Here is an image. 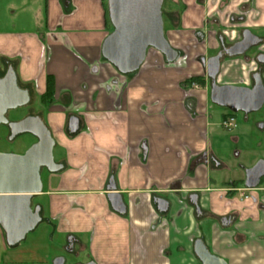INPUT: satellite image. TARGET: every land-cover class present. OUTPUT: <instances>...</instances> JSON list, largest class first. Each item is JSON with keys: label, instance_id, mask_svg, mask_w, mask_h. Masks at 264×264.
<instances>
[{"label": "crops", "instance_id": "crops-1", "mask_svg": "<svg viewBox=\"0 0 264 264\" xmlns=\"http://www.w3.org/2000/svg\"><path fill=\"white\" fill-rule=\"evenodd\" d=\"M177 2L171 5L181 9L179 18L166 13L175 28L166 23L164 33L191 60L167 64L150 49L140 70L128 76L101 57L111 32L103 0H43V31H0V69L12 66L19 87L29 92L28 110L36 108L31 116L50 130L54 161L62 166L56 173L41 171L42 193L32 198V206H40L49 239L56 236L63 251L70 243L75 255H83L72 264H200L193 254L197 239L227 264H264V177L247 189L245 169L234 159L245 154L237 148L234 156L235 148L230 149L244 139L250 145L255 126L243 119L244 128L236 123L234 130H225L221 123L228 110L214 111L218 120L212 122L207 86L182 85L191 76L204 78L194 57L206 55L214 39L208 33L199 43L195 32L206 30L210 18L218 19L217 28L226 27L228 5ZM259 2L264 0L253 2L259 17L247 19L245 26L264 27ZM227 62L237 64L223 62L217 83L247 85L238 66L227 74ZM48 77L53 91L43 103ZM74 118L79 129L71 133ZM110 194L120 196L123 213L113 209ZM158 199L168 203L167 212H159ZM230 216L231 224L223 227L220 219ZM0 247L10 249L1 230ZM30 252L6 264H46Z\"/></svg>", "mask_w": 264, "mask_h": 264}, {"label": "water", "instance_id": "water-1", "mask_svg": "<svg viewBox=\"0 0 264 264\" xmlns=\"http://www.w3.org/2000/svg\"><path fill=\"white\" fill-rule=\"evenodd\" d=\"M164 0H106V9L112 31L101 45L102 59L111 65L120 75L128 76L140 70L148 50L161 54L167 64L175 63L179 54L165 37L162 17ZM261 42L249 30H244L242 40L224 49L209 59L202 60L203 68L209 80V99L211 104L227 109L230 113L247 115L258 112L264 105V84L260 73L252 76V87L230 84L219 85L216 78L220 71V62L224 56L229 58L242 56L250 48ZM264 58V56H263ZM30 103L29 92L21 89L12 66H8L0 78V127L9 130V141L17 136L30 135L36 142L22 154L0 152V230L3 232L8 248H16L25 241L42 222L40 206H32V198L42 193L41 171L58 172L62 166L56 164L53 156L55 141L43 120L39 116H27L16 122H9L6 115L27 106ZM261 128V126H259ZM71 133L78 131V121H69ZM244 185L255 189L264 177V161L259 160L251 168L245 169ZM114 190V189H112ZM109 201L115 211L124 212L120 196L110 194ZM190 202L196 213H201L197 196L191 195ZM160 213L167 212L168 203L157 200ZM230 217H222L223 227L231 224ZM193 254L200 264H227L222 258L213 255L201 239L193 244ZM52 264H65L64 257H57ZM77 264H96L93 261Z\"/></svg>", "mask_w": 264, "mask_h": 264}, {"label": "rangeland", "instance_id": "rangeland-1", "mask_svg": "<svg viewBox=\"0 0 264 264\" xmlns=\"http://www.w3.org/2000/svg\"><path fill=\"white\" fill-rule=\"evenodd\" d=\"M178 2H176L177 4ZM223 5H228L227 7V15L233 14L235 15V23H238L237 18L238 16L242 15L239 14V12L236 10L239 6V4H246L247 8L249 7V2H223L221 3ZM261 4V5H260ZM170 4L167 6L169 7ZM173 5V4H172ZM259 5L264 7V2H259ZM243 6V5H242ZM245 6V5H244ZM243 11V10H242ZM245 11V10H244ZM254 12H249L247 15V19L252 18V13L255 15V18L259 17V9L253 10ZM223 16V15H222ZM221 16V18H222ZM261 16V15H260ZM252 18V19H255ZM264 18V15H263ZM45 16H44V10H43V0H0V31L4 29L5 31L15 32V31H35L36 33H39L45 29L44 24ZM260 20V19H259ZM235 23H228L226 27H220L219 29L216 27L214 29V32L221 31L224 36H226L227 40L229 42H232L231 40V32H235V35L237 37V32L239 27L235 25ZM244 27V25H242ZM166 24L164 26V32L166 29ZM219 31V32H220ZM254 32H257L258 29H253ZM226 32V33H225ZM228 34V35H226ZM235 37V38H236ZM212 38V37H211ZM235 40V39H234ZM216 43L214 41V46L207 49L206 54L208 56H213L216 52ZM208 47V46H207ZM188 49V53H189ZM197 51L198 47H197ZM191 60V57L189 56L187 61ZM236 59H232L234 61ZM193 61V60H192ZM227 61V59L223 60V62ZM242 61L237 60V64L235 63L231 66L229 65L230 62H227L224 67L225 70H227V74H231L233 72V69H235L237 66L240 68ZM191 64V63H190ZM1 68V66H0ZM241 69V68H240ZM249 69L254 70V66L247 67V71ZM5 71V68L0 69V73L2 74ZM245 71V70H244ZM243 71V73H245ZM6 72V71H5ZM219 77V76H218ZM206 86L208 88V81L206 82ZM235 84V83H233ZM36 101V100H34ZM211 113L213 116L212 122L217 123L218 117L214 116V111L221 110L225 111V109L219 108L217 106H214L210 104ZM264 109V108H263ZM36 108L29 110L30 113H36ZM25 111H20L15 115L16 118L24 117ZM236 123L240 125V128H244L245 124L243 122V118L240 115L236 114ZM261 120V113L252 115L250 119L245 122L254 128V134L250 136V145L249 141L246 139L240 141L238 144H234L230 146V149L232 147L235 148L234 156L237 154V148H241L242 153L245 154L244 156H241L239 158H234L237 167H249L251 164L256 163L258 160H264V127L258 128V124ZM214 124V125H215ZM243 126V127H242ZM220 128V127H218ZM224 132V131H223ZM0 152H6V153H15V154H22L28 146L32 143L33 139L29 136L21 137L14 142L9 141L6 139V135H4L3 130L0 131ZM232 158V154L230 155ZM234 167V166H232ZM239 170V169H237ZM44 172V171H43ZM44 175V173H43ZM264 184V179L263 182ZM50 227L46 226L44 223H41L37 226V228L30 234L27 235L25 241L21 242L18 247L13 249H6L7 251H2L0 247V261L3 264L9 263L10 259H15L18 256H22L24 250L31 249V252L28 253L29 256L34 258H41L45 261L46 264H51L53 259L57 256H63L65 258L66 264H72L75 262V260H83V255L76 254L74 252H65L62 250V246L60 241L55 236L52 240L49 239L50 236ZM68 246V245H67ZM66 247V246H65ZM57 248V249H56ZM59 249V250H58ZM26 256V255H25Z\"/></svg>", "mask_w": 264, "mask_h": 264}, {"label": "flooded vegetation", "instance_id": "flooded-vegetation-1", "mask_svg": "<svg viewBox=\"0 0 264 264\" xmlns=\"http://www.w3.org/2000/svg\"><path fill=\"white\" fill-rule=\"evenodd\" d=\"M213 1L216 2V0H213ZM255 1L256 0H240V2H249V4H248L249 7L247 8V5L246 4H241V5L238 6V8L236 10L239 12V14H242V15L238 16V18H237L238 23H235V21H236L235 20V17H236L235 15L230 14V15H226L225 16L226 23L227 24L230 23V25H231V23H235V25L236 26L238 25V27H239L238 32H237V34H238L237 37L235 35V32H231V34H230V35H232L231 36L232 42H229L227 40L226 36H224L222 34V32H221L222 30L221 31L219 30L220 32L217 31V32H214L213 33V31L210 29L211 26L216 28V26H214V25H216L215 23H218V21H217L218 19H216V18H210L208 20L207 25H206V30H201V31L195 32V40L197 39V41L199 43L206 42V40L208 38V33L211 34V35L213 34V39H214V41L216 43V46H217L216 52H215V54L213 56L217 55V53H219V52H222L224 49H227V48L233 46L235 43L240 42L242 40V33H243L244 30H249L253 35H255L259 39H261V42L257 46L250 48L242 56L234 57V58H229L227 56H224L221 59V62H220V68H221V65L223 64V60H225V59H227V61L232 60V59L241 60L243 62L242 65H241V67L243 66V69H240V70H246L244 72L247 75V78L249 79V83L247 85L237 84L236 86H243V87H250V88L253 85L252 76L255 73H260L261 78H262V81H263V84H264V58H263V56H264V27H261V28L258 29L257 32H254L253 29H256V28H251L249 26L247 27V26L244 25V22L247 20V16H248L247 14L249 12H254L253 11L254 10L253 2H255ZM218 2H236V0H218ZM163 4H164V2H163ZM162 8H163V5H162ZM253 14L254 13H252V18H255V15H253ZM163 15H166V14L163 13V10H162V17H163ZM210 22H212L213 25H211ZM163 23H164V21H163ZM165 24L166 23H164V26H165ZM239 25H244V27H241ZM220 27H222V25L219 26V28ZM226 35H228V34H226ZM175 50H177V52L179 54V58H178V60L175 63H177L178 61H183V60H186L187 59L188 54H187L186 51L180 50V49H176V48H175ZM213 56H208L207 54L206 55H201V56L200 55H197V56L194 57V59H196L197 62H200V64L203 67L202 60H205L206 61L207 59H209L210 57H213ZM250 66H254V70L253 69L252 70L249 69V71H247V67H250ZM219 74H220V71H219ZM1 77H3V75H0V78ZM191 77H189V78H191ZM204 79L206 81L208 80V78L206 76V73H205ZM216 82H217V78H216ZM217 84L223 85L221 83H217ZM230 85H232V84H230ZM199 86L201 87V85H199ZM187 89H188V87H187ZM30 106H31V102L27 106H25L23 108H20V109L14 110V111H9L7 113V115H6L7 119L9 120V122H16V121H19V120L27 117V116H31L32 114H30V112H29L30 109L28 110V108H30ZM263 108H264V105H263V107L258 112L249 114V115H247V117H245L241 113L240 114H237V115H240L245 121H248L252 115H256V114L261 113V120L258 121L259 122L258 127L259 126L264 127V109ZM20 111L21 112L22 111H25L24 117L16 118L15 115L17 113H19ZM2 130L4 132V135H6V139L8 140V137H9V134H10L8 128L5 127V126H1L0 127V131H2ZM24 136H29V137H31L33 139L32 143L30 145H32L33 143L36 142L35 138L32 137V136H30V135L17 136L12 142H14L15 140H17V139H19L21 137H24ZM230 218H231V216H230ZM69 245H70V243H68V247L66 246L64 248V251L65 252H71L72 253V249H70V246ZM65 264H66V262H65Z\"/></svg>", "mask_w": 264, "mask_h": 264}, {"label": "trees", "instance_id": "trees-1", "mask_svg": "<svg viewBox=\"0 0 264 264\" xmlns=\"http://www.w3.org/2000/svg\"><path fill=\"white\" fill-rule=\"evenodd\" d=\"M174 1L175 0H164V4H163L162 10H163V13H165V14L166 13H169L170 16H173L174 15V16H177L179 18V16H180V10L181 9H178L176 7H175L176 9L172 8V5L171 4H173V5L176 4V2L178 0H176L175 3H174ZM168 4H170L171 6L169 5V7H168L167 6ZM178 4H179V2H178ZM103 5H104V8H105V21L107 22V24L109 25V27H110V29L112 31V28L110 26V23H109V20H108V16H107L106 0H103ZM163 21H164V23L169 24V26L171 28H175V24L173 23V21L171 19H167L166 15H163ZM4 73H5V71L2 74L0 73V75H4ZM207 81L203 77L195 75V76H192L191 78L187 79L182 85L183 86H186V87L187 86L190 87V85L192 83H197V84H199L201 86H205L207 84L206 83ZM208 83H209V81H208ZM208 90H209V84H208ZM52 91H53V83H52L51 78L48 77L47 78V84H46V91L43 94V96L41 97V100L43 101V103L46 102V100L47 101H50L51 96H52ZM227 116L235 117L236 115L233 114V113L228 112Z\"/></svg>", "mask_w": 264, "mask_h": 264}, {"label": "built area", "instance_id": "built-area-1", "mask_svg": "<svg viewBox=\"0 0 264 264\" xmlns=\"http://www.w3.org/2000/svg\"><path fill=\"white\" fill-rule=\"evenodd\" d=\"M189 88L190 89H199L200 86L196 83H192ZM236 125L237 124H236L235 118L231 117V116L226 117L221 123V126L227 131L234 130L236 128ZM243 191H246V190H243ZM241 196H242V198H248V196L244 192H241Z\"/></svg>", "mask_w": 264, "mask_h": 264}]
</instances>
